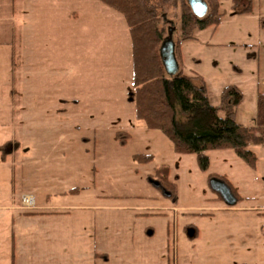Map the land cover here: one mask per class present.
Returning a JSON list of instances; mask_svg holds the SVG:
<instances>
[{
    "label": "rangeland",
    "instance_id": "1",
    "mask_svg": "<svg viewBox=\"0 0 264 264\" xmlns=\"http://www.w3.org/2000/svg\"><path fill=\"white\" fill-rule=\"evenodd\" d=\"M219 3L222 23L182 42L180 58V0L149 5L164 41L175 42L179 70L203 78L214 106L228 108L224 89L239 88L236 119L250 126L264 95V0L245 15L232 0ZM133 91L132 41L120 13L97 0H0V264L253 258L245 247L264 220V145L250 147L254 165L233 150L210 151L202 171L195 155L176 153L137 118ZM162 167L175 196L157 177ZM211 175L230 183L234 205L211 189ZM27 196L34 205L23 203Z\"/></svg>",
    "mask_w": 264,
    "mask_h": 264
},
{
    "label": "trees",
    "instance_id": "2",
    "mask_svg": "<svg viewBox=\"0 0 264 264\" xmlns=\"http://www.w3.org/2000/svg\"><path fill=\"white\" fill-rule=\"evenodd\" d=\"M97 1L120 13L128 25L133 56L132 97L137 118L149 129L163 132L172 141L176 153L195 155L202 171H207L210 166L207 153L216 150H233L244 162L254 165L256 155L250 147L264 145V95H258L253 125L239 123L236 109L244 99L239 88L228 86L224 89L222 97L223 100L227 99L228 108L222 104L214 106L202 77L189 76L183 70L173 77L167 74L160 55L164 31L159 28L158 8L150 6V0ZM205 1L210 12L205 18L199 19L187 2L180 0L178 58L182 42L195 40L198 32L217 28L222 23L224 15L219 0ZM231 9L237 15L251 14L253 0H232ZM127 137L126 133L118 134L122 143ZM2 154V157L7 155ZM136 159L140 163L152 160L150 156H136ZM156 173L162 188L175 196V186L168 178L169 169L162 167ZM217 177L221 178L211 175L209 180ZM227 183L233 194H236L230 183Z\"/></svg>",
    "mask_w": 264,
    "mask_h": 264
},
{
    "label": "water",
    "instance_id": "3",
    "mask_svg": "<svg viewBox=\"0 0 264 264\" xmlns=\"http://www.w3.org/2000/svg\"><path fill=\"white\" fill-rule=\"evenodd\" d=\"M187 3L197 18L203 19L208 15L209 6L205 0H187ZM175 49V42L171 37L163 42L160 49L162 63L169 76L176 75L179 72ZM157 186H160L159 182L157 183ZM210 186L213 191L220 194L228 206L235 204L236 197L230 187L223 180L219 178H212ZM164 193L169 197L171 196V194L168 192L166 193V191ZM189 234L190 236L194 235L192 231H190Z\"/></svg>",
    "mask_w": 264,
    "mask_h": 264
},
{
    "label": "crops",
    "instance_id": "4",
    "mask_svg": "<svg viewBox=\"0 0 264 264\" xmlns=\"http://www.w3.org/2000/svg\"><path fill=\"white\" fill-rule=\"evenodd\" d=\"M195 236H199V233L198 235L196 233L194 238ZM245 250L250 256H253V258H248L249 260L242 262V264H264V220L257 223L256 226H253L248 233ZM235 264L238 263L235 262Z\"/></svg>",
    "mask_w": 264,
    "mask_h": 264
},
{
    "label": "built area",
    "instance_id": "5",
    "mask_svg": "<svg viewBox=\"0 0 264 264\" xmlns=\"http://www.w3.org/2000/svg\"><path fill=\"white\" fill-rule=\"evenodd\" d=\"M23 203L25 204V205H34V200H33V198L32 197H24L23 198Z\"/></svg>",
    "mask_w": 264,
    "mask_h": 264
}]
</instances>
